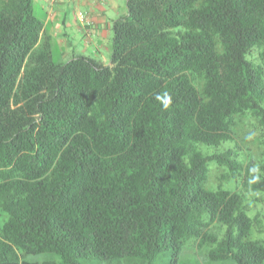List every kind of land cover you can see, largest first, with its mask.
Listing matches in <instances>:
<instances>
[{"label": "trees", "instance_id": "1", "mask_svg": "<svg viewBox=\"0 0 264 264\" xmlns=\"http://www.w3.org/2000/svg\"><path fill=\"white\" fill-rule=\"evenodd\" d=\"M109 49L0 0V264H264V0H126Z\"/></svg>", "mask_w": 264, "mask_h": 264}, {"label": "crops", "instance_id": "2", "mask_svg": "<svg viewBox=\"0 0 264 264\" xmlns=\"http://www.w3.org/2000/svg\"><path fill=\"white\" fill-rule=\"evenodd\" d=\"M44 38L60 61L84 55L108 64L113 22L126 13V0H32ZM84 14L80 20L77 12Z\"/></svg>", "mask_w": 264, "mask_h": 264}, {"label": "rangeland", "instance_id": "3", "mask_svg": "<svg viewBox=\"0 0 264 264\" xmlns=\"http://www.w3.org/2000/svg\"><path fill=\"white\" fill-rule=\"evenodd\" d=\"M52 56H53V60L55 61H60L61 57L58 53V50L57 49H52Z\"/></svg>", "mask_w": 264, "mask_h": 264}, {"label": "built area", "instance_id": "4", "mask_svg": "<svg viewBox=\"0 0 264 264\" xmlns=\"http://www.w3.org/2000/svg\"><path fill=\"white\" fill-rule=\"evenodd\" d=\"M77 16L80 20H84V14L81 11L77 12Z\"/></svg>", "mask_w": 264, "mask_h": 264}]
</instances>
